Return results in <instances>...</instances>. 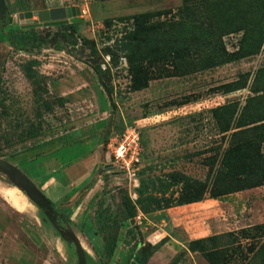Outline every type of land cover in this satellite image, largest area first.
<instances>
[{"label":"rangeland","instance_id":"rangeland-1","mask_svg":"<svg viewBox=\"0 0 264 264\" xmlns=\"http://www.w3.org/2000/svg\"><path fill=\"white\" fill-rule=\"evenodd\" d=\"M6 1L10 18L0 19V157L43 192L61 197L53 205L80 237L87 264H264V191L253 190L264 185L211 197L222 170L254 168L244 161L249 152L256 168L264 165V124H252L264 119V22H257L255 53L209 68L194 62L187 67L193 71L176 68L168 75H157L147 60L149 74L141 80L147 86L133 89L119 42L133 29V17L153 13L154 23L170 21L185 4L205 0ZM258 1L255 13L262 15L264 0ZM54 7H79L83 21L32 26L37 40L17 39L27 27L19 13ZM244 33L224 36L229 52L253 44L252 34L245 42ZM128 126L139 129L144 147L138 179L116 169L107 146ZM83 160L89 164L82 173L71 172L84 176L81 184L64 176L51 180ZM175 171L189 179H172ZM149 177L155 189L146 192L141 179ZM196 180L207 188L202 201H215L176 205L181 196L204 190ZM0 264H79L75 245L1 172Z\"/></svg>","mask_w":264,"mask_h":264},{"label":"trees","instance_id":"trees-1","mask_svg":"<svg viewBox=\"0 0 264 264\" xmlns=\"http://www.w3.org/2000/svg\"><path fill=\"white\" fill-rule=\"evenodd\" d=\"M257 2L259 1L205 0L204 3L200 5L187 3L180 9L179 17H174V19L170 21H159L155 23L151 20L152 16H154L153 13H143L134 16L133 29L126 31V34L119 40L121 49L128 58L130 71L133 76V89H140L147 86L144 81H141L142 74H149L147 73L149 69L145 66L147 60L152 62L151 64L154 63L155 66H157V75H168L176 68H181L183 71H193L187 67L191 65L194 66V62L197 67L209 68L231 62L235 60L236 57H244L255 53V51L251 49H253V46L257 47L258 45L256 44V39L253 38H258L259 31H257V26L259 24H257V22L260 23V25H263L262 23L264 22V13L262 15H258L257 13L259 12L255 13L257 11L256 7H261ZM255 14L257 16H255ZM252 15L256 18L255 21H251L250 16ZM8 18H10L9 15ZM67 27L68 29H72L74 25H67ZM243 30L245 31L243 40L246 39L245 42L248 41L247 35L251 33V38L254 40L253 44L249 47L242 45L238 51L229 52L224 42V36ZM16 36L19 41L30 43L37 40L39 35L35 27H26ZM260 41H263V36ZM248 49L251 51H244ZM178 61L184 62V65L181 66ZM235 85H239L240 87L246 86L245 83L243 85L238 81ZM233 104H235V102L223 106L222 109L228 110ZM263 121L264 119H259L252 124L258 122L264 124ZM244 130L246 129H240L237 132H247ZM123 131L124 129L121 133ZM1 153L2 149L0 148V155ZM252 155L253 154L249 152L248 155L245 156L244 161H246L247 166L252 164L255 165L253 169L246 167L245 170L240 169L239 172H235L232 169L227 171L222 170L217 175L218 177L211 190L212 198L219 199L220 196L223 195L264 185V165L262 164L261 156H255L259 157L262 162L260 163V167L256 168L257 161L255 162V158L253 159ZM169 176L172 179L178 178L179 181L188 178L178 171L170 173ZM155 182L156 180L151 177L147 179L142 178L141 187H145L147 190L146 192H149L152 186H155ZM195 182L200 187L201 185L204 186V190L198 191L194 195L181 196L176 202V205L191 204L200 202L204 199V191L207 188L200 183L201 181L196 180ZM154 189L155 187L153 190ZM133 217V215H128L127 222L131 225L132 221H130V219ZM98 224L100 226H105L106 229L109 226L106 220L101 219ZM126 224L127 223H123V226ZM115 248L116 241L111 246V254H113Z\"/></svg>","mask_w":264,"mask_h":264},{"label":"water","instance_id":"water-1","mask_svg":"<svg viewBox=\"0 0 264 264\" xmlns=\"http://www.w3.org/2000/svg\"><path fill=\"white\" fill-rule=\"evenodd\" d=\"M9 7L6 0H0V19H6ZM79 7H55L38 11H25L19 13L21 24L27 27L32 26H53L68 24L71 22L83 21ZM37 16L38 19L34 17ZM109 166V165H108ZM0 172L5 174L9 180L41 208L53 226L60 233L61 237L76 247L79 264H87V252L80 237L74 229L66 226L60 220V214L55 209L51 199L34 183V181L19 167L7 159L0 157ZM137 264V263H134Z\"/></svg>","mask_w":264,"mask_h":264},{"label":"built area","instance_id":"built-area-1","mask_svg":"<svg viewBox=\"0 0 264 264\" xmlns=\"http://www.w3.org/2000/svg\"><path fill=\"white\" fill-rule=\"evenodd\" d=\"M107 146L116 169L126 173L128 178L138 179L144 152L139 129L128 126L122 133L112 136Z\"/></svg>","mask_w":264,"mask_h":264},{"label":"crops","instance_id":"crops-1","mask_svg":"<svg viewBox=\"0 0 264 264\" xmlns=\"http://www.w3.org/2000/svg\"><path fill=\"white\" fill-rule=\"evenodd\" d=\"M93 159H95L94 156L91 159V161H93ZM91 161H90V163H91ZM86 164H89V161L88 160H83V161L75 162L73 165H71V166H69V167L66 168V172L64 171V172L58 173L51 180H53V179L54 180H57V179H60L62 176H64V177H66L68 179V181L73 182L72 184H75V185L81 184L85 180V179L83 180L84 176L83 175L82 176H79V177L78 176H74V175L72 176L71 172H78V174H81L82 171L84 170L83 167L84 166H87ZM65 185L66 184L64 183V186ZM253 190H255V191H264V186L258 187V188L253 189ZM44 192H46V195H48V197L50 196V198L52 199L51 200L52 202H55L56 203L58 200L61 199L60 196L57 197V198H55V197L53 198L46 190ZM210 201H215V200L210 199V200H206V201L195 202V203L187 204L186 206H190V205L191 206H198L200 204H208ZM170 212H172V211H170Z\"/></svg>","mask_w":264,"mask_h":264},{"label":"flooded vegetation","instance_id":"flooded-vegetation-1","mask_svg":"<svg viewBox=\"0 0 264 264\" xmlns=\"http://www.w3.org/2000/svg\"><path fill=\"white\" fill-rule=\"evenodd\" d=\"M55 8V7H54ZM25 26V25H24Z\"/></svg>","mask_w":264,"mask_h":264}]
</instances>
